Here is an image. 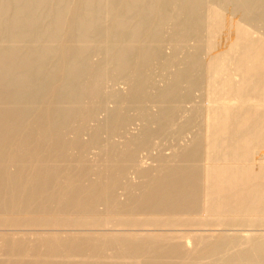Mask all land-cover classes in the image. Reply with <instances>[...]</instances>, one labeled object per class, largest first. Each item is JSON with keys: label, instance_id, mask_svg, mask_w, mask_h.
I'll list each match as a JSON object with an SVG mask.
<instances>
[{"label": "bare ground", "instance_id": "1", "mask_svg": "<svg viewBox=\"0 0 264 264\" xmlns=\"http://www.w3.org/2000/svg\"><path fill=\"white\" fill-rule=\"evenodd\" d=\"M0 264H264V0H0Z\"/></svg>", "mask_w": 264, "mask_h": 264}, {"label": "rangeland", "instance_id": "2", "mask_svg": "<svg viewBox=\"0 0 264 264\" xmlns=\"http://www.w3.org/2000/svg\"><path fill=\"white\" fill-rule=\"evenodd\" d=\"M229 64H230V63H229ZM230 65H231V64H230ZM230 65H229V68L232 67V65H231V66H230ZM234 76H235V75H234ZM118 85H119V86H118ZM117 86H118V87H120V86L123 87L122 82L118 83ZM165 143L168 144V145L166 144L165 146L173 145V143H172V142H169V141H167V142H165ZM166 150H167V149H165V151H166ZM167 151H168V150H167ZM145 160H146V162H147L148 164H152V162H153V164H155V161L151 160V158H146ZM153 164H152V165H153Z\"/></svg>", "mask_w": 264, "mask_h": 264}]
</instances>
